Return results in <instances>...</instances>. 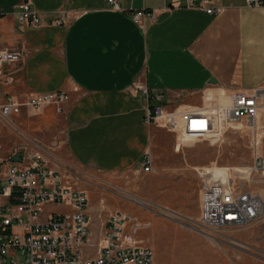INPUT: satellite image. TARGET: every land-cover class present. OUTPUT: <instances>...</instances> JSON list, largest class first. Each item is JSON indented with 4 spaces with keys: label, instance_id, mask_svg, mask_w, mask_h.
Segmentation results:
<instances>
[{
    "label": "crops",
    "instance_id": "crops-1",
    "mask_svg": "<svg viewBox=\"0 0 264 264\" xmlns=\"http://www.w3.org/2000/svg\"><path fill=\"white\" fill-rule=\"evenodd\" d=\"M23 1L0 0V49L21 52L20 62L7 66L0 79V103L6 97L23 102L30 94L64 92V103L36 111L23 107L13 122L29 129L34 120L41 130L61 122L67 157L87 174L115 178L142 172L145 155L151 170L143 173L161 174L159 162L169 149L155 151L158 136L163 131L174 137L170 152L175 155L181 137L162 121L147 123L146 106L173 113L202 107L209 92L250 93L264 85V6L210 0L219 12L209 15L187 8L161 11L165 0H116L119 10L107 0H28L40 21L31 27L17 20ZM141 9L156 11L155 20L145 16L135 24L130 12ZM62 16L67 25H55ZM257 125L264 126V112ZM7 129L0 121L5 152L16 137ZM50 166L64 182L80 188L76 172L53 161ZM188 166L199 187L198 171L209 166ZM197 198L200 212L198 192Z\"/></svg>",
    "mask_w": 264,
    "mask_h": 264
},
{
    "label": "built area",
    "instance_id": "built-area-1",
    "mask_svg": "<svg viewBox=\"0 0 264 264\" xmlns=\"http://www.w3.org/2000/svg\"><path fill=\"white\" fill-rule=\"evenodd\" d=\"M165 2L161 11L187 8L209 15L219 12L210 6V0ZM107 3L119 10L116 0ZM246 5L261 7L264 0H246ZM16 15L25 25L37 27L40 23L28 0L17 5ZM130 15L135 24L141 25L145 16L154 21L156 11L132 10ZM68 22L62 16L55 25L65 26ZM20 58L21 52L16 49H0V79L6 74V67L17 64ZM135 90L150 98L148 90L140 85ZM66 100L64 92L30 94L23 102L6 97L0 103V121L17 136L20 132L13 118L23 107L38 110ZM260 112H264V85L250 93L218 94L200 108L173 113L164 112L160 105L145 108L147 123L162 121L181 138L192 141L221 144L226 132L238 131L237 127L243 124L250 131L247 178L230 168L215 166L198 171L200 219L194 224L204 232L244 228L264 215V199L253 188L254 177L259 185H264V158L257 151L264 139V126L257 125ZM140 169L151 170L149 155L144 156ZM138 228L134 218L119 210L94 222L86 193L64 182L60 172L38 151L15 146L4 152L0 146V264H155L152 248L136 238ZM204 235L212 242L218 241Z\"/></svg>",
    "mask_w": 264,
    "mask_h": 264
},
{
    "label": "rangeland",
    "instance_id": "rangeland-1",
    "mask_svg": "<svg viewBox=\"0 0 264 264\" xmlns=\"http://www.w3.org/2000/svg\"><path fill=\"white\" fill-rule=\"evenodd\" d=\"M209 93L211 99L218 95V92ZM14 124L20 134L15 137L12 148L25 146L34 149L45 159L76 172L80 177V189L85 190L89 197L94 222L110 211L128 213L139 227L136 238L152 248L156 264H264V215L240 229L204 232L194 224L200 217L199 187L197 174L188 164L230 169L248 166L251 163L250 131L245 124L238 131L226 132L221 144L180 138L179 147L174 151L178 156L170 152H173L174 137L161 130L155 151L160 153L169 149L159 162L161 174L155 175L153 171L146 174L136 169L115 178L87 174L71 163L61 122L44 130L34 120L30 122L29 129H21L16 121ZM0 146L4 152L7 151L8 146ZM259 154L264 157V140ZM233 172L243 176L239 171ZM194 175L196 180L193 182ZM111 182L120 186L116 189L110 187ZM253 188L264 199V185L257 183V177H254ZM147 201L149 204L145 203ZM157 207L171 212L166 213ZM53 209L57 211L56 207ZM204 233L218 241H210Z\"/></svg>",
    "mask_w": 264,
    "mask_h": 264
},
{
    "label": "bare ground",
    "instance_id": "bare-ground-1",
    "mask_svg": "<svg viewBox=\"0 0 264 264\" xmlns=\"http://www.w3.org/2000/svg\"><path fill=\"white\" fill-rule=\"evenodd\" d=\"M245 126L242 125V126H238L237 128H244ZM232 171H239L242 173V177L243 178H247L248 175H249V172H248V167L247 166H240V167H237V168H231ZM76 182V181H75Z\"/></svg>",
    "mask_w": 264,
    "mask_h": 264
}]
</instances>
